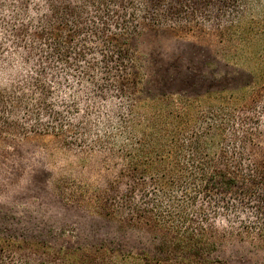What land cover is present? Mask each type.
<instances>
[{"label": "trees", "instance_id": "trees-1", "mask_svg": "<svg viewBox=\"0 0 264 264\" xmlns=\"http://www.w3.org/2000/svg\"><path fill=\"white\" fill-rule=\"evenodd\" d=\"M238 1L233 29L264 36V16L247 21L251 2ZM0 10L16 46L0 58V137L38 132L103 152L119 167L104 187L86 185L85 209L116 231L146 236L142 249L108 240L91 251L0 236V264H264V54H250L248 82L237 88L244 93L205 108L183 95L141 97L145 80L127 41L171 11H149L147 0H0ZM71 82L112 90L126 104L73 123ZM59 87L70 102L56 109ZM226 245L244 254L217 255Z\"/></svg>", "mask_w": 264, "mask_h": 264}, {"label": "rangeland", "instance_id": "rangeland-1", "mask_svg": "<svg viewBox=\"0 0 264 264\" xmlns=\"http://www.w3.org/2000/svg\"><path fill=\"white\" fill-rule=\"evenodd\" d=\"M250 2L244 18L258 22L264 16V0ZM241 8L238 0H147L149 11L171 14L158 24H140L138 32L127 41L145 80L141 97L183 95L197 98L201 107L209 108L223 97L244 93L237 88L248 82L250 54H264V36L260 32L248 39L250 34L243 25L242 29H233ZM5 14L0 10V18L8 20ZM90 38L85 33L88 45L95 42ZM14 49V42L0 26V58ZM6 82L0 80V85ZM70 84L78 105L73 123L87 117L106 118L111 110L126 104L124 96L112 90L92 93L87 84L85 89L74 82ZM65 91L59 87L51 97L56 109L70 102ZM18 121L25 127L29 123L22 119V113ZM88 127L97 131L91 124ZM118 167L101 151L87 154L85 145H67L52 135L27 131L1 136L0 227L5 230L0 236L50 245L61 251L76 247L91 251V244L108 240L118 241L121 250L146 247V236L141 232L116 231L85 209L86 185L104 187ZM243 254V247L228 245L217 252L224 258Z\"/></svg>", "mask_w": 264, "mask_h": 264}]
</instances>
